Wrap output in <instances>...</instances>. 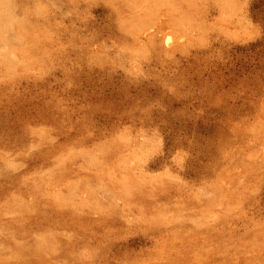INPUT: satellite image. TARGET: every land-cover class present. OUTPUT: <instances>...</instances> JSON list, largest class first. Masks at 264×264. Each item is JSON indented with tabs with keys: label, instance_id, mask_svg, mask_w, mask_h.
Segmentation results:
<instances>
[{
	"label": "rangeland",
	"instance_id": "374dc122",
	"mask_svg": "<svg viewBox=\"0 0 264 264\" xmlns=\"http://www.w3.org/2000/svg\"><path fill=\"white\" fill-rule=\"evenodd\" d=\"M0 264H264V0H0Z\"/></svg>",
	"mask_w": 264,
	"mask_h": 264
}]
</instances>
